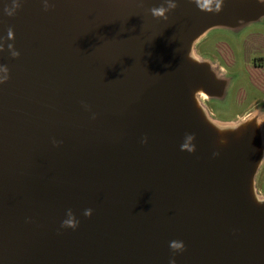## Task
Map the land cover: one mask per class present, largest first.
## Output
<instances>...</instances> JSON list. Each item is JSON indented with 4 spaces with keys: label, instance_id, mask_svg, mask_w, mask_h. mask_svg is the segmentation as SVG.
I'll return each mask as SVG.
<instances>
[{
    "label": "water",
    "instance_id": "1",
    "mask_svg": "<svg viewBox=\"0 0 264 264\" xmlns=\"http://www.w3.org/2000/svg\"><path fill=\"white\" fill-rule=\"evenodd\" d=\"M253 26L264 0H0V264H264V102L214 118L236 76L196 49Z\"/></svg>",
    "mask_w": 264,
    "mask_h": 264
},
{
    "label": "rangeland",
    "instance_id": "2",
    "mask_svg": "<svg viewBox=\"0 0 264 264\" xmlns=\"http://www.w3.org/2000/svg\"><path fill=\"white\" fill-rule=\"evenodd\" d=\"M206 38L203 40V46L207 48L209 44V57L213 58L225 70V73L234 75L237 79L239 69L244 63V67L250 71V77L255 79L257 75L255 71L258 70L253 67L252 58L264 54V26H253L239 37L226 31H213L209 34V42ZM198 45L196 49L199 47ZM201 49L204 51L202 47ZM262 75L261 78H257L260 82H257L256 85L264 91V73ZM238 84L239 81L235 80L226 103H209L208 108L214 118L231 121L242 117L249 111L247 106H241ZM258 190L264 195V169L258 178Z\"/></svg>",
    "mask_w": 264,
    "mask_h": 264
},
{
    "label": "flooded vegetation",
    "instance_id": "3",
    "mask_svg": "<svg viewBox=\"0 0 264 264\" xmlns=\"http://www.w3.org/2000/svg\"><path fill=\"white\" fill-rule=\"evenodd\" d=\"M206 39L209 42V35ZM200 44L201 45H198L199 47L197 48L198 54L209 58V44L207 48L203 46L204 41H201ZM201 47L204 51H202ZM252 64L253 67L258 70L257 72L255 71V73H257L255 79H252L250 77V71L246 69V67H244V63L239 69L238 77L236 79V81H239V87H237L240 91L241 106H247V110H250L256 105L264 102V91L260 90L259 87L256 85L257 82H260V80H257V78H261L263 76L262 74L264 73V54H259L253 57ZM206 103L209 107V102L206 101Z\"/></svg>",
    "mask_w": 264,
    "mask_h": 264
},
{
    "label": "clouds",
    "instance_id": "4",
    "mask_svg": "<svg viewBox=\"0 0 264 264\" xmlns=\"http://www.w3.org/2000/svg\"><path fill=\"white\" fill-rule=\"evenodd\" d=\"M9 14L11 15L12 13L9 12ZM152 14L155 17H163L165 15V9H162V8L152 9ZM91 214H92V211L90 209L84 212V215L87 217L91 216ZM77 224H78V221H76L75 218H73L71 214H69V218L63 221L62 226L75 228ZM169 246L173 251H181L184 248L183 242H180V241H172L170 242ZM169 264H176L175 259H171L169 261Z\"/></svg>",
    "mask_w": 264,
    "mask_h": 264
}]
</instances>
